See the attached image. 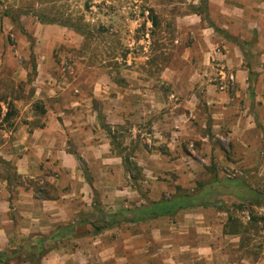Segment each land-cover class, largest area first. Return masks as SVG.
Returning <instances> with one entry per match:
<instances>
[{
  "label": "rangeland",
  "instance_id": "1",
  "mask_svg": "<svg viewBox=\"0 0 264 264\" xmlns=\"http://www.w3.org/2000/svg\"><path fill=\"white\" fill-rule=\"evenodd\" d=\"M203 1L206 0H0V144L13 137L9 132L15 123L37 126L48 120L66 124L72 131L67 134L71 136V152L79 145L87 146L106 137L107 148L115 157H125L138 167L132 172L134 180L122 165L120 174L111 172L110 182L102 179L97 183L102 193L96 195L95 201L106 197L101 201L104 208L96 206L107 220L124 207L125 201L114 195L116 190L127 189V208H133L168 198L177 189L192 192L198 183L209 180V170L219 180L241 179L249 188L264 193L262 51L252 47L256 37L247 33L246 23H232L221 16L218 1L212 0L210 13L204 19ZM240 2L247 5L248 0ZM226 4L230 7L232 2ZM152 13L157 18L156 26L151 22ZM11 18L18 19V24H13ZM208 25L217 30L227 26L235 33L230 36L214 29V37L210 38L211 34L202 32ZM226 36L233 41L222 44ZM205 37L210 42H204ZM234 41L251 47L248 64L253 75L242 88L225 66L239 59L232 50ZM240 56L244 59L242 53ZM246 62L244 59L247 71ZM168 93L177 97L188 93H248L256 127L249 137L250 155L245 158L242 147H230L221 140L216 148L222 160L208 163L205 160L210 153L204 151L199 140L169 142L158 137L156 126L165 119L163 110L155 105V94L165 98ZM245 100L247 97L243 101L241 96L237 98L234 112L224 114L223 121L235 122L243 117ZM6 114L9 116L5 118ZM205 118L197 111L191 116L187 112L181 125L192 123L196 127ZM103 127L110 130V135ZM100 173L97 167L95 176ZM16 175L11 163H1L0 158V178L10 185L14 223L9 227L12 232L4 250H13L32 235L26 240L13 236L20 225L14 205L15 189L35 187L32 181ZM59 175L64 185L66 177L61 171ZM75 199L67 200V204L76 207ZM218 201L220 204L214 208L187 210L192 215L184 221L183 212L173 219L159 220L175 226L169 233L157 234L155 222L122 224L115 234L102 231L101 236L93 234L78 243L53 242L45 247L73 254L65 264H115L105 259L104 250L109 244L117 256L125 254L130 264H163L167 256L202 264L194 252L186 251V244L209 246L215 264H264V224L259 222L258 230L249 224L251 215L264 217V204L248 208L227 196ZM97 215L100 217L99 211ZM229 217L232 223L239 221L242 225L238 236L223 235L225 224L231 223ZM81 231L79 228L74 234ZM155 233L156 240L152 237Z\"/></svg>",
  "mask_w": 264,
  "mask_h": 264
},
{
  "label": "crops",
  "instance_id": "2",
  "mask_svg": "<svg viewBox=\"0 0 264 264\" xmlns=\"http://www.w3.org/2000/svg\"><path fill=\"white\" fill-rule=\"evenodd\" d=\"M216 1L219 2L218 6L222 17L229 18L232 23L241 25L246 23L247 33L256 37L253 47L262 51L260 59L264 63V0H248L247 5L241 3L240 0ZM226 1H231L232 4H235H231L228 7ZM206 2L207 14H209L212 0H206ZM192 16H196V14ZM205 17L206 14H204V19H207ZM198 18L201 19V16L199 15ZM214 29L213 25H208L202 29V32L211 34L209 35L211 38L214 37ZM219 31L224 34L230 33V36L235 33L233 31L230 32L227 26H221ZM210 38L205 37L203 41L208 43ZM225 39L220 42L222 44L231 43L227 38ZM232 50L237 53V56L239 55V59L235 62L228 61L225 66L233 72L235 81L242 88L243 83L248 78V74L243 67L244 59L240 56L241 51L236 42L232 46ZM223 57H226V55H223ZM247 95L248 93H188L187 95H179L181 98L179 99L175 93H168L165 98L155 94V105L160 107V110H163L162 118L163 120L165 119V121L160 122L156 126L157 136L161 139L165 138L169 142H174L176 139L180 141L183 138L194 140L195 142L199 140L201 142L200 146L204 151L210 153V156L213 157L212 159L211 157L206 158L205 161L208 163L222 160V156L216 148L221 145V140H226L230 147H242L246 158L252 150L249 139L250 134L256 130L252 116L255 110L251 111L249 105L250 97ZM240 96L242 101L246 97L248 100L247 105L246 100L244 101L245 105L242 107L244 110H241L243 117L236 118L235 122L223 121L225 119L224 114L230 113L232 110L234 112L235 101ZM165 103L168 104L165 105ZM195 111L200 116L203 114L206 117L205 120H200L196 127L192 123L186 124L183 122L184 124L181 125L182 117H185L187 112L191 116ZM107 119L109 118L107 117ZM31 125V123H15L11 126L9 132V136L13 137L9 141L5 140L0 144V150H2L10 143L7 149H3L0 152L1 163H11L18 176L27 181H32L35 185L34 188L26 185V189L20 187L15 189L16 198L14 199V205L17 207L16 211H18L19 215L20 222L17 223H20V225L17 227L19 231H15L13 236H17L21 240L30 234L49 236L62 227L75 226V229H71L72 232L69 231L72 234H68V232L59 234L50 243L62 241L78 243L79 241L92 238L93 234L89 232L92 230L86 227L91 228L90 223L100 220L102 217L107 220L105 213L97 209L96 206L98 205L101 209L104 208L101 201H104L106 197L104 195L103 199L95 201L96 195L102 193L99 192L97 183L99 185L102 179L107 183L110 182V174L113 171L119 174L123 172L121 156L115 157L110 152L109 148H107L106 137H99V141L87 146L79 145L75 151L71 152L68 150V140L71 139V136L67 134H71L72 131L66 128V124L48 120L37 126ZM261 127L264 129L263 125ZM95 128L99 130L97 125ZM230 165H233V163ZM97 167L101 173L95 176ZM59 171L63 172L66 177L64 185L62 184L64 181L59 175ZM45 185H51L52 188L46 189ZM9 186L7 180L0 178V250L7 248L9 233L12 232L9 227L14 224L10 215L12 210H10ZM114 195L116 199L125 201L123 209H126L127 189L116 190ZM74 197L77 202L76 207H70L67 204V200L70 201ZM98 211L100 217L97 215ZM182 214L183 221L189 215H192L188 214V212H183ZM196 223L201 222L198 221ZM173 227L175 226H167L164 222L155 221L157 234L167 230L169 233ZM79 228H82L81 234H74V231ZM85 229H87V232H85ZM102 231L115 234L118 229L117 227H110ZM101 232L96 234L101 236ZM152 237L156 240L158 235L155 233V237L153 235ZM18 238H15L14 241H20ZM109 245L104 250V254H107L106 260H113L115 264H130L125 254L117 256L111 245ZM167 246L171 247V243L168 242ZM183 247L186 248L187 252H194L197 260H201L202 264H215L212 258V249L209 246L186 244ZM60 250L53 248V250L49 251L43 258L42 264H65L73 258V254L67 255ZM82 257L84 258L85 256ZM78 260H80L79 257ZM162 263L190 264V262L169 256L165 257Z\"/></svg>",
  "mask_w": 264,
  "mask_h": 264
},
{
  "label": "trees",
  "instance_id": "3",
  "mask_svg": "<svg viewBox=\"0 0 264 264\" xmlns=\"http://www.w3.org/2000/svg\"><path fill=\"white\" fill-rule=\"evenodd\" d=\"M203 11L204 14H207V2L203 1ZM8 15V13L6 14ZM202 18V17H201ZM13 24H18V19H12ZM151 22L153 26L157 24V18L152 13ZM216 32H221L215 29ZM22 32V30H21ZM223 33V32H221ZM224 34V33H223ZM228 41H233L230 37L226 36ZM237 42V41H235ZM239 47L241 53L244 56L246 62V69L248 74V80L253 75L252 70L248 64V60L251 56V47L249 44L245 43H236ZM253 47V46H252ZM35 71V67H32ZM249 88L250 87L249 85ZM9 114L5 115V118ZM105 132L110 135V130L106 127H103ZM122 165L125 168V171L129 174V178L134 180L136 179L132 172L138 170L137 165L130 163V161L121 157ZM211 172L209 180L205 183H198L197 188L192 192H184L180 189H177L176 193L168 198H162L158 201H148L145 204H140L137 207L133 208H124L119 213L113 215L110 220H104V217L100 219L102 225H97L96 222H91V230L89 231L92 234L101 232L102 230L110 227H120L123 225L128 226H138L146 223H151L159 221L161 219H173L181 212H186L190 209H209L216 207L217 204H220L218 199L222 196H227L236 199L243 206L252 207H261L264 204V193L257 191L255 189L249 188L245 182L241 179H223L219 180L215 172ZM17 177V175H16ZM138 191V189H135ZM225 224L223 229L224 236H238L239 230L242 227L239 221L236 223ZM262 222L264 224V217L257 219L253 215L250 217L249 224L254 230L257 229V224ZM75 226H66L62 227L55 233H51L49 236H42L39 234H32L29 237V240L26 243H23L19 246H16L13 250H0V264H41L42 258L50 251V247H45L46 244H50L52 239L59 234L66 233L75 229ZM87 232V229H85ZM243 232H247L244 230Z\"/></svg>",
  "mask_w": 264,
  "mask_h": 264
}]
</instances>
